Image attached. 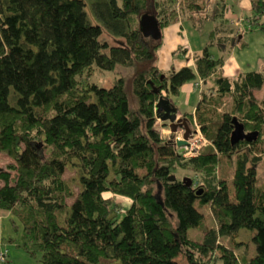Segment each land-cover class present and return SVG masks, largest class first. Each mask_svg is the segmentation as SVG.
Wrapping results in <instances>:
<instances>
[{
  "label": "trees",
  "instance_id": "obj_1",
  "mask_svg": "<svg viewBox=\"0 0 264 264\" xmlns=\"http://www.w3.org/2000/svg\"><path fill=\"white\" fill-rule=\"evenodd\" d=\"M206 2L0 0V207L21 223L13 218L17 246L35 264H264V98L254 94L264 71L229 76L208 48L170 73L146 66L134 74L138 111L124 76L110 86L94 77L151 61L161 38L144 35V13L162 31L186 6L198 24ZM250 4L232 38L215 26L222 43L246 48L243 22L264 33V0ZM191 80L199 99L184 119L209 143L187 154L156 103ZM235 118L251 139L233 142ZM2 251L6 262L7 243Z\"/></svg>",
  "mask_w": 264,
  "mask_h": 264
},
{
  "label": "rangeland",
  "instance_id": "obj_2",
  "mask_svg": "<svg viewBox=\"0 0 264 264\" xmlns=\"http://www.w3.org/2000/svg\"><path fill=\"white\" fill-rule=\"evenodd\" d=\"M203 2H206L207 5H204V8H207V10L202 11L201 9L200 12L195 11L198 24H195L192 19L187 18L186 15L189 14V11H191L188 6L185 7V10H187L185 12H181L184 10H180L179 8L176 12H174L177 13L178 17L173 19L170 24L163 27L161 44L154 48V55L151 58V61L139 64L137 65V67L117 65L114 70L109 72L98 71L95 74L96 76H94L98 84L101 86H110L114 82L115 78L124 76L130 106L134 111H138L139 103L134 92V74L135 71L141 70L146 66L157 65L160 68L164 69L167 73H170L172 70H179L183 66L188 64L194 66L195 55L203 53L205 48H208L209 51L214 53L215 55L225 57V73L229 76L236 77L240 73V71L244 70V66L246 67V65L249 64L255 67L256 65H260L258 69L264 71V43H262V41H260L259 39L251 38V42H253L250 46L251 51L248 52L245 49L242 52L237 53V50H239L240 47H234L236 49L235 51L233 45L230 42L222 43L220 41L218 33H215V26L217 27V24L224 22V27L226 28V30H223L220 36L225 39L229 37L232 38L231 33L238 30L237 23L241 20H244V18L240 17L252 15L253 11L251 8L250 0H203ZM177 7H179L178 4ZM215 12L224 13L225 18L219 17V19L216 20L212 19L210 15L214 14ZM149 14L155 15L151 12ZM202 17L204 18V20H201ZM243 23L244 27L242 29V32L240 33V38L248 41L250 40L249 37L253 34V32L245 29L246 24L245 22ZM254 32L261 31L256 30ZM214 34H216V37ZM236 34H233V36ZM253 46L255 47L254 49ZM195 82L196 80L188 81L181 89L180 94L168 96L166 91H163V93L161 94L170 97L172 99L171 101L180 107L178 113L179 115L183 114L184 112L192 111L198 102L200 89L195 86ZM156 89L158 88H155V90ZM254 94L258 98H264V87L254 90ZM158 101L159 99L157 100V102ZM167 122L170 123V121ZM163 131L165 135H168L170 133L169 128H164ZM208 143L209 140L204 135L199 137L198 144L200 146L206 145ZM7 160H9V156L5 153L0 152V165L3 166ZM258 169L259 175L263 179L264 165L259 164ZM177 174H180L181 177H183V174L191 176L190 172L187 173L186 171L185 173V171L181 168L177 169ZM65 175L67 177H75L78 175V173L74 166H71L67 168ZM118 200L123 202L125 206L129 204V200L126 198L118 196ZM206 210L208 213L207 220L210 221L211 217L209 215V210ZM249 237V232H243L242 239L249 240ZM12 251L14 254H12V256L8 258V261H0V264L37 263V259L24 250H17L16 248L12 247Z\"/></svg>",
  "mask_w": 264,
  "mask_h": 264
},
{
  "label": "water",
  "instance_id": "obj_3",
  "mask_svg": "<svg viewBox=\"0 0 264 264\" xmlns=\"http://www.w3.org/2000/svg\"><path fill=\"white\" fill-rule=\"evenodd\" d=\"M142 30L145 36L159 39L162 36L161 26L157 17L153 14L145 13L141 17ZM159 92V89H156ZM157 116L164 120L170 121V127L173 132H176L179 127L185 128L183 139L179 140L180 146L188 144V139L192 135V129L188 119L178 117V108L173 104L170 97L160 95L159 101L156 104ZM251 134L246 132L245 126L237 118H235V129L232 134L233 142H238L242 139H251ZM176 179L175 176L172 178Z\"/></svg>",
  "mask_w": 264,
  "mask_h": 264
},
{
  "label": "crops",
  "instance_id": "obj_4",
  "mask_svg": "<svg viewBox=\"0 0 264 264\" xmlns=\"http://www.w3.org/2000/svg\"><path fill=\"white\" fill-rule=\"evenodd\" d=\"M243 17L244 16H242L240 18H243ZM237 24L240 25L241 22H238ZM251 38L252 39H259L260 41H262V43H264V33L262 31L261 32H253V34L250 35V37H249L250 40H248L249 45L244 49L239 48V50H237V53H240L245 49L248 52L251 51L250 46L253 43V42H251ZM254 48L255 47L253 46V49ZM234 50L236 51L235 48H234ZM259 67H260V65H258V66L256 65V67H255V66L249 64V65H246V67L244 66V70L257 69ZM177 108H178V113H179L180 107L177 106ZM189 112H191V111H189ZM189 112H184L183 114H180V115L178 114V117L183 118L185 116V113H189ZM180 131H182V130H180ZM13 218H15L17 220L18 224L22 227L21 223L18 221V219L16 217H14V215L11 212L4 210L0 207V243H5V244L7 243L8 244V247L10 248L9 258H10V256H12V254H14L12 251V247L16 248L17 250L20 249L17 246V244L20 242L21 233H18L14 230ZM10 239H13L14 241L11 243V242H9Z\"/></svg>",
  "mask_w": 264,
  "mask_h": 264
},
{
  "label": "built area",
  "instance_id": "obj_5",
  "mask_svg": "<svg viewBox=\"0 0 264 264\" xmlns=\"http://www.w3.org/2000/svg\"><path fill=\"white\" fill-rule=\"evenodd\" d=\"M201 136H203V134H202V132H201V130H200V128H198L194 133H193V135L189 138V142H188V144H186L185 146H184V149L186 150V153L187 154H192L195 150H196V148L197 147H199L200 145L198 144V142H199V137H201ZM182 138V135H179L178 137H177V139H181ZM1 244V243H0ZM6 252L7 251H2L1 253H0V258L1 259H5V257H6Z\"/></svg>",
  "mask_w": 264,
  "mask_h": 264
},
{
  "label": "clouds",
  "instance_id": "obj_6",
  "mask_svg": "<svg viewBox=\"0 0 264 264\" xmlns=\"http://www.w3.org/2000/svg\"><path fill=\"white\" fill-rule=\"evenodd\" d=\"M180 129V128H179ZM179 129L176 131V132H178L179 131ZM180 130H182V131H179V135H182V138L181 139H183V137H184V132H185V128L183 127L182 129H180ZM170 132H172V130L170 131ZM193 133L194 132H192V135H193ZM191 135V136H192ZM178 137V136H177ZM181 139H178V141L179 140H181ZM189 140V139H188ZM189 142V141H188ZM183 146V145H182Z\"/></svg>",
  "mask_w": 264,
  "mask_h": 264
},
{
  "label": "flooded vegetation",
  "instance_id": "obj_7",
  "mask_svg": "<svg viewBox=\"0 0 264 264\" xmlns=\"http://www.w3.org/2000/svg\"><path fill=\"white\" fill-rule=\"evenodd\" d=\"M181 118V117H180ZM184 118V117H183ZM180 129L183 128V126L179 127ZM178 140V139H177Z\"/></svg>",
  "mask_w": 264,
  "mask_h": 264
}]
</instances>
